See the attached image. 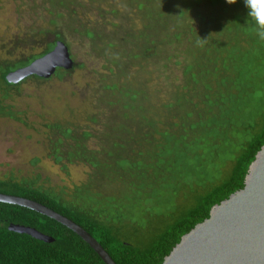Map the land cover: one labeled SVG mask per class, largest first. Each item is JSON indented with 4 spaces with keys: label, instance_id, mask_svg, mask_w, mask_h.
<instances>
[{
    "label": "trees",
    "instance_id": "1",
    "mask_svg": "<svg viewBox=\"0 0 264 264\" xmlns=\"http://www.w3.org/2000/svg\"><path fill=\"white\" fill-rule=\"evenodd\" d=\"M124 1L126 3L123 5L127 4L131 9L134 8L133 12L142 21L138 30L132 25L125 26L129 13L121 15L110 0H41L42 9L48 13L49 27L30 34L26 40L18 39L2 47L5 57L0 58V119L23 122L20 114L14 111L12 102L21 96V90L28 82L44 83L53 78L62 80L71 76L75 69L84 68L73 60L70 40L72 37L85 42L90 48L91 55L104 61L106 76L99 81L98 94L101 101L97 106L98 112L87 117L88 124L84 128L59 121L45 126L47 157L62 169L69 165H88L92 169L89 183L75 187L68 193L64 189L56 191L52 188H43L38 184L39 179L19 182L11 176L0 179V194L36 202L72 221L94 238L115 264H163L165 258L180 243L181 238L209 218L214 206L245 187L249 166L264 146V99L260 100L263 108L262 128L244 146L241 155L234 161L228 178L199 196L197 203L181 218L132 242L131 231L137 233L139 231V228L131 224L135 220L136 208L148 191L146 187L152 188L147 185L148 170L157 164V161L160 160L162 163L163 158L169 154V150L163 148L165 145H169L171 149L174 143L183 142L184 134L195 137L199 132L209 128L206 122L214 119L215 109L220 107L217 96L230 90L232 71L238 70L242 64L248 69L250 67L248 73L251 74L253 65L247 59L252 54L258 55L256 62L264 57V40H232L235 42L233 47L224 43L223 45L194 43L179 34L180 28L182 31L191 32L192 25L181 24L179 28L169 19L162 23L151 17L145 20V9L142 3L136 2L141 0ZM147 6L149 8V5ZM159 12L154 16L171 17V11L167 8ZM180 18L183 19V13H180ZM58 42L63 43L69 50L73 61L71 70L58 69L49 80L31 76L19 84L8 82L10 74L51 53ZM194 44L200 45L198 49L202 46L204 59L208 60V65L204 63L203 67L190 61L183 72L185 76L183 89L191 88L190 91L194 93L197 86L202 85L206 91L202 99L203 109L197 113V121L188 128L183 127L186 130H183L184 133H181L180 137L171 135L169 131L161 133L164 143L158 146V152L155 154L157 161L150 166L145 167L140 161L149 155L135 154L134 151H131V156L120 155L118 150L123 147L121 144L119 146L118 143L110 142L108 136L116 128H120L118 118L126 119L142 114L143 107L140 103L146 96L145 91L127 82L128 78L143 72L147 65H155L156 60L160 58V50L184 47V53L191 55L196 46ZM37 46H41L42 50L34 53ZM26 48L31 49V52L25 51L15 55L16 51ZM221 55H225L224 58L220 59ZM164 60L168 63L171 58ZM218 61L221 64L216 67ZM135 68L138 70L135 71ZM209 77L214 79L218 86L214 93L210 84L206 83ZM188 96L178 93L177 99L182 101V106H179L181 108L175 106L176 108L172 107L173 110L168 109L172 105L169 104L164 106L165 109L170 112L189 107ZM223 103L225 102L221 104ZM195 108L198 109V106ZM191 116L192 114H186L188 118ZM100 125L103 132L95 134L94 127ZM95 139L100 142L99 149L91 146ZM135 157L139 160L134 161ZM104 182L121 184L125 192H129L126 202L114 203L111 199L108 206L106 203L104 205L95 203L100 200L96 196L101 198V194H95L92 189ZM11 225L34 229L53 241L45 243L29 235L11 232L9 230ZM0 264L105 263L86 242L60 223L29 209L0 203Z\"/></svg>",
    "mask_w": 264,
    "mask_h": 264
},
{
    "label": "rangeland",
    "instance_id": "2",
    "mask_svg": "<svg viewBox=\"0 0 264 264\" xmlns=\"http://www.w3.org/2000/svg\"><path fill=\"white\" fill-rule=\"evenodd\" d=\"M110 1L121 15L129 13L126 15L125 26L132 25L137 30L141 27L142 21L133 12L134 8L123 5L126 1ZM136 2L142 3L145 20L151 17L162 23L169 19L179 28L181 24L192 25L191 32L180 28L179 34L194 43H224L233 47L235 42L232 40H259L245 22L247 9L243 0H237L232 5L225 3V0ZM165 8L171 11L170 18L154 16ZM180 13H183V19L180 18ZM47 14L42 9L41 0H0V58L5 57L3 46L18 39L26 40L30 34L46 30L49 27ZM70 40L73 60L84 68L75 69L71 76L62 80L53 78L44 83L28 82L23 86L21 96L12 102L14 111L20 114L23 122L0 119V179L11 176L19 182L39 179L38 184L43 188L56 191L64 189L68 193L75 187L89 183L92 169L88 165H69L62 169L47 157L46 151V124L59 121L84 128L88 124L87 117L98 112L97 106L101 101L98 92L99 81L106 76L104 61L94 58L85 42L74 37ZM198 45L191 55L184 53V47L160 50V58L155 65H147L143 72L128 78L127 82L145 91L146 96L140 103L143 107L142 114L126 119L118 118L120 128H116L108 136L110 142L123 147L118 150L120 155L131 156V151L149 155L140 161L143 166H150L157 161L155 154L158 146L164 143L161 133L169 131L171 135L180 137L183 130H186L183 127L188 128L197 121V113L203 109L202 99L206 91L202 85L197 86L194 93L190 91L191 88L183 89V72L190 61L199 67H203L204 63L208 65L202 46L198 49ZM41 50V46H37L34 53ZM25 51L30 53L31 49L18 50L15 55ZM168 57L171 61L165 63L164 59ZM247 60L253 65V71L249 74L250 67L248 69L242 64L238 70L232 71L230 90L217 96L220 107L215 109L214 119L206 122L209 128L195 137L184 134L183 142L174 143L171 149L169 145H165L163 148H167L169 154L163 158L162 163L159 160L149 168L147 185L152 188L146 187L148 191L136 208L135 220L131 224L139 228V231H131L132 242L181 218L197 203L199 196L220 185L230 175L234 161L241 155L247 142L260 132L263 109L260 100L264 99V57L256 62L258 55L252 54ZM220 64L218 61L216 67ZM206 83L210 84L213 93L217 91L214 79L209 77ZM178 93L189 95L190 106L168 112L164 106L169 104L172 105L168 109L176 108L175 106L181 108L179 106H182V101L177 99ZM222 102L225 103L221 104ZM188 113L192 114L191 118L186 117ZM93 131L100 134L103 127L95 126ZM99 144L96 139L91 142V146L96 149L100 148ZM133 159L139 160L136 157ZM125 191L119 183L106 182L92 189L95 194H101V198L96 196L100 200L95 203H106V206L111 204V199L114 203H125L129 195Z\"/></svg>",
    "mask_w": 264,
    "mask_h": 264
},
{
    "label": "water",
    "instance_id": "3",
    "mask_svg": "<svg viewBox=\"0 0 264 264\" xmlns=\"http://www.w3.org/2000/svg\"><path fill=\"white\" fill-rule=\"evenodd\" d=\"M72 68L68 48L58 42L51 53L10 74L7 80L12 84L31 76L49 80L58 69ZM244 184L242 190L214 206L208 219L184 235L163 264H264V146L249 166ZM0 203L23 207L60 223L86 242L105 264H115L94 238L56 212L36 202L2 194ZM9 230L45 243L53 241L30 228L11 225Z\"/></svg>",
    "mask_w": 264,
    "mask_h": 264
},
{
    "label": "clouds",
    "instance_id": "4",
    "mask_svg": "<svg viewBox=\"0 0 264 264\" xmlns=\"http://www.w3.org/2000/svg\"><path fill=\"white\" fill-rule=\"evenodd\" d=\"M237 0H225V3L232 5ZM247 9L246 23H248L255 35L264 40V0H243Z\"/></svg>",
    "mask_w": 264,
    "mask_h": 264
}]
</instances>
